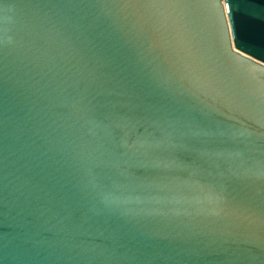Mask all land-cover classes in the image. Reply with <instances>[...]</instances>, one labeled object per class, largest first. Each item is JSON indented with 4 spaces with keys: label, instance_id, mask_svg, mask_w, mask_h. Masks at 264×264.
I'll return each mask as SVG.
<instances>
[{
    "label": "water",
    "instance_id": "obj_1",
    "mask_svg": "<svg viewBox=\"0 0 264 264\" xmlns=\"http://www.w3.org/2000/svg\"><path fill=\"white\" fill-rule=\"evenodd\" d=\"M0 264H264V0H0Z\"/></svg>",
    "mask_w": 264,
    "mask_h": 264
}]
</instances>
